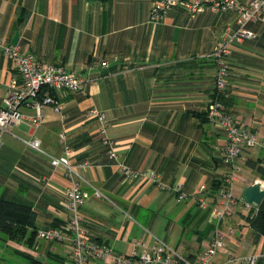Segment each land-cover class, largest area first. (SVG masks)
Wrapping results in <instances>:
<instances>
[{"label": "crops", "instance_id": "1", "mask_svg": "<svg viewBox=\"0 0 264 264\" xmlns=\"http://www.w3.org/2000/svg\"><path fill=\"white\" fill-rule=\"evenodd\" d=\"M156 1L0 0V40L5 45H18L42 65L64 66L88 79L85 91L47 93L61 110L55 103L44 106L40 125L24 120L4 134L0 198L36 211L31 228L36 231L68 221L65 193L73 179L51 162V156L64 155V132L67 146L75 151L71 163L78 180L91 194L83 214L92 239L115 253H130L135 240L152 244L157 238L195 259L212 238L216 189L227 170L222 161L227 133L208 118L217 72L210 54L226 33L236 30L237 15L209 8L192 15L178 6L156 25L150 22ZM248 28L257 37L233 45L223 100L230 115L264 138V25L250 23ZM92 63L97 66L88 69ZM16 77L12 61L0 49V108ZM93 108L107 115L109 135L126 165L155 171L168 185H181L190 197L179 201L176 193L150 182L126 180L107 159L100 122L88 114ZM21 111L36 115L31 105ZM32 139L41 141L45 153L26 144ZM263 160L264 144L240 159L237 197L250 185L264 186L248 165ZM85 162L91 166L79 167ZM201 186L208 191L205 208L198 202ZM95 189L103 197H95ZM253 212V207L242 206L221 224L228 236L226 249L215 256L217 264H239L237 258L254 254L264 264V237L255 238L247 221ZM32 258L35 264H71L66 245L41 242L36 236L29 247L0 233V264H33Z\"/></svg>", "mask_w": 264, "mask_h": 264}, {"label": "built area", "instance_id": "2", "mask_svg": "<svg viewBox=\"0 0 264 264\" xmlns=\"http://www.w3.org/2000/svg\"><path fill=\"white\" fill-rule=\"evenodd\" d=\"M181 6L196 15L209 8L215 12H234L237 15V28L232 33H226L225 37L215 44L210 54L217 66L215 75V98L209 105L208 118L217 127L223 128L227 133V141L222 152V161L227 170L223 175L221 185L216 190L217 204L212 208L211 221L214 231L210 242L203 247L200 254L190 258L181 254L163 240L155 239L154 243L135 240L134 248L130 253H115L112 249L92 239L84 226L83 207L91 199V194L82 188L79 176L71 163L75 151L67 146L65 133H61V142L65 144L64 155L51 156L52 165L62 166L67 175L73 179V184L66 190V205L70 212L68 221L60 226L40 229L37 239L41 242H55L68 246L71 264H91V260H99L110 264H217L215 256L226 249L228 233L221 224L238 213L240 207H253L245 203L234 193V185L238 180L242 168L240 159L250 149H255L264 144V138L260 132L249 129L241 121L234 118L226 110L224 97L228 93L230 77V57L235 43L255 39L256 33L248 28L250 23H262L264 25V0H250L242 3L239 0H157L152 7L150 22L159 24L167 14L175 7ZM0 49L12 61L18 77L14 78L6 92L3 107L0 108V149L3 146V136L11 127L23 122L31 121L40 125L44 117V106L54 104L53 98L47 94L51 91L76 93L87 89L88 79L78 72L70 71L64 66L42 65L37 62L35 56L29 52H23L18 45H5L0 40ZM97 65L92 63L88 69ZM103 68L107 62L101 64ZM48 90L45 94L43 91ZM31 105L36 109L35 117L26 116L22 107ZM57 111L61 110L59 103H55ZM89 116L100 122L99 135L106 147L107 159L110 164L120 170L126 180H140L156 185L167 193H176L178 200L183 201L190 197L181 185L171 186L165 183L162 177L155 171H138L126 165L120 158L118 144L109 135L110 121L107 115L93 108ZM34 150L44 152L39 139L25 141ZM89 162L81 163L79 167L88 168ZM264 188V186L262 185ZM206 186H201L197 192L200 206L206 207ZM95 197H103V194L95 189ZM255 216L259 208L253 207ZM231 234H236V229H229ZM261 255L254 254L237 258L239 264H259Z\"/></svg>", "mask_w": 264, "mask_h": 264}, {"label": "trees", "instance_id": "3", "mask_svg": "<svg viewBox=\"0 0 264 264\" xmlns=\"http://www.w3.org/2000/svg\"><path fill=\"white\" fill-rule=\"evenodd\" d=\"M46 90L42 92L45 94ZM53 95V91L50 92ZM264 160L258 163H248L264 180ZM221 185V183L218 185ZM217 188V189H218ZM216 189V190H217ZM37 221V213L30 206L19 204L0 198V233L8 236L12 241L21 244L23 241L32 247L37 236V231L31 229ZM253 234L256 237H264V200L254 217L247 219ZM31 229V230H30ZM213 227L211 228V230ZM32 263L36 259L32 258Z\"/></svg>", "mask_w": 264, "mask_h": 264}, {"label": "water", "instance_id": "4", "mask_svg": "<svg viewBox=\"0 0 264 264\" xmlns=\"http://www.w3.org/2000/svg\"><path fill=\"white\" fill-rule=\"evenodd\" d=\"M245 203L259 208L264 200V188L261 183H256L254 185L248 186L241 198ZM42 261L41 258L37 259Z\"/></svg>", "mask_w": 264, "mask_h": 264}, {"label": "rangeland", "instance_id": "5", "mask_svg": "<svg viewBox=\"0 0 264 264\" xmlns=\"http://www.w3.org/2000/svg\"><path fill=\"white\" fill-rule=\"evenodd\" d=\"M38 232V231H37ZM23 260V259H22ZM22 263H24L23 261H22ZM21 262H18V264H22ZM46 264H48V263H46Z\"/></svg>", "mask_w": 264, "mask_h": 264}]
</instances>
